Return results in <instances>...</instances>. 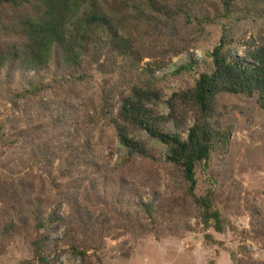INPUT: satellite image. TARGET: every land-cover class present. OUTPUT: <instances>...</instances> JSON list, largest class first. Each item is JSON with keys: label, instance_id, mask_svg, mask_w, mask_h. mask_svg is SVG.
Masks as SVG:
<instances>
[{"label": "trees", "instance_id": "obj_1", "mask_svg": "<svg viewBox=\"0 0 264 264\" xmlns=\"http://www.w3.org/2000/svg\"><path fill=\"white\" fill-rule=\"evenodd\" d=\"M83 6L88 9L73 22L74 12ZM253 19L264 23V0H0V74L4 73L0 84L19 78L25 89L17 95L18 99L40 96L64 84L85 82L92 66L113 72L117 58L123 57L126 65L121 68V77L125 92L117 121L109 118L108 92L91 121L114 127L120 145L128 153L123 161L126 166L138 159H154L145 143L130 137V128L144 131L165 145V162L173 169L169 174L171 193L191 204V216L206 233L205 244L220 246L208 232L226 234L233 230V224L221 209L217 180L208 170L226 158L232 126L219 110L217 100L223 95L256 98L264 111V29L246 40L244 60L226 52L231 40L217 45L208 57L210 62H204L206 71L198 75L193 87L174 93L166 102L170 111L166 118L154 115L147 106L162 101L163 80L196 73L197 63L189 61L174 73L158 77L157 73L166 70L168 63L161 61L140 68L143 58L136 46L149 41L157 48L156 58L171 53L177 57L183 53L175 39L180 27L194 26V22L202 27ZM129 48L134 51L126 52ZM181 110L192 114L193 126L185 132L186 137V123L179 120ZM170 119L174 120V134L165 128ZM0 133L2 141L5 134L2 129ZM99 173L100 184L85 191L86 206L101 209V216H115L127 237L134 240L151 235L161 239L160 228L173 229L167 220L170 212H164L163 199L159 205H143L139 202L140 189L122 178L114 180ZM199 173L207 183L203 194L199 193ZM61 198L68 196L62 194ZM76 213L80 215L79 228L67 226L63 242L83 264H92L93 260L103 264L112 224L104 217L80 214L78 209ZM42 214L40 201L28 204L25 210L23 206L12 210L1 226L0 259L15 240L23 241L30 254L29 259L18 264H45L50 259L61 243L45 238L43 229L52 221H45ZM124 258L130 260L131 253H125ZM231 258L232 264H241L238 253L232 252Z\"/></svg>", "mask_w": 264, "mask_h": 264}, {"label": "rangeland", "instance_id": "obj_2", "mask_svg": "<svg viewBox=\"0 0 264 264\" xmlns=\"http://www.w3.org/2000/svg\"><path fill=\"white\" fill-rule=\"evenodd\" d=\"M87 9V6L78 8L73 22ZM224 22L202 27L194 22V26L180 27L175 39L183 53L177 57L171 53L156 58L157 48L149 41L136 46L143 58L140 68L161 61L168 63L166 70L157 73L158 77L174 73L189 61L197 63L196 73L162 81V101L147 106L154 115L169 116L166 102L174 93L193 87L198 75L206 71L204 62H210L208 57L217 45L231 40L226 52L244 60L246 40L264 29V23L254 19ZM129 50L132 49L126 52ZM135 59L138 64L137 56ZM127 61L130 63L131 59ZM117 62L113 72L92 66L85 82L64 84L40 96L18 99L17 95L25 89L19 78L7 85L0 84V129L5 134L0 140V233L12 210L19 206L25 210L28 204L40 201L42 218L52 221L43 234L48 242L61 243L45 264H83L63 242L67 226L79 228L80 215L76 209L83 215L104 217V221L112 224L103 264H232V252L238 253L241 264H264V111L256 98L223 95L217 100L232 131L226 158L218 160L208 174L217 180V199L233 230L222 235L210 230L208 233L221 245L205 244L206 233L196 217L191 216V204L171 193L169 174L173 169L165 162L167 147L146 132L130 128V137L145 143L154 159H138L126 166L123 161L128 153L120 145L114 127L103 121H91L99 113L106 92L110 95L109 118L117 121L125 92L121 68L126 65L123 57L117 58ZM3 79L4 73L0 74V81ZM179 120L186 123L184 133L193 126L189 111L181 110ZM165 128L170 134L176 133L172 119ZM99 172L114 180L122 178L140 189L139 202L143 205H159L163 199L164 212H170L167 220L173 229L160 228L161 239L151 235L134 240L127 237L115 216L110 213L101 216V209L86 206L85 191L100 184ZM198 177L199 193L203 194L207 183L201 173ZM62 194L68 198L62 199ZM128 252L130 260L124 258ZM29 258L26 244L15 240L0 264H18ZM92 264H97L96 260Z\"/></svg>", "mask_w": 264, "mask_h": 264}]
</instances>
